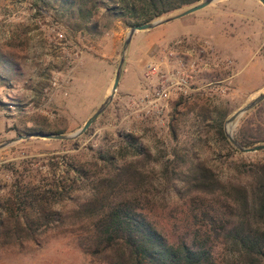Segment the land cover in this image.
I'll list each match as a JSON object with an SVG mask.
<instances>
[{
    "label": "rangeland",
    "instance_id": "1",
    "mask_svg": "<svg viewBox=\"0 0 264 264\" xmlns=\"http://www.w3.org/2000/svg\"><path fill=\"white\" fill-rule=\"evenodd\" d=\"M91 23L93 32L74 31L73 19L55 0H0V144L25 135H71L101 105L129 28L102 17L101 10ZM174 73L184 78L185 88L153 101L158 75ZM263 91L264 8L257 0H214L134 33L110 103L83 134L66 140L30 137L0 149V212L8 213V228L21 213L16 197H25V189L61 212L30 240L1 230L0 264H103L80 250L78 220L70 217L94 181L111 170L98 155L136 158L123 136L147 157L139 159L152 219L172 239L185 208L168 195L164 172L179 157L200 160L222 182L246 181L247 169L264 167V151L234 149L223 133L226 120L221 122L224 113L229 117ZM257 116L264 118V112L249 118ZM57 182L63 187L59 194L52 189Z\"/></svg>",
    "mask_w": 264,
    "mask_h": 264
},
{
    "label": "trees",
    "instance_id": "2",
    "mask_svg": "<svg viewBox=\"0 0 264 264\" xmlns=\"http://www.w3.org/2000/svg\"><path fill=\"white\" fill-rule=\"evenodd\" d=\"M59 10L73 19L74 31L93 32V17L101 10L104 18L117 19L124 27L148 23L187 9L200 0H55ZM264 100L241 116L233 132L242 147L264 143ZM228 113L221 117L223 122ZM217 133L224 140L221 128ZM126 146L135 152L132 161L98 155L111 170L92 184L90 193L72 210L78 246L103 264H264V167L249 168L246 181L222 182L200 160L176 158L164 172L168 195L185 208V216L168 237L152 219V197L141 172L147 158L129 136ZM228 146V144H227ZM230 148V146H228ZM79 176L81 169H72ZM57 194L60 183L52 185ZM50 189V191L52 190ZM55 192V193H56ZM16 197L21 213L5 224L0 212V231L9 229L17 239L30 240L35 229L61 217L52 204L35 191L25 189ZM10 201V200H9ZM10 205V203H8ZM72 226V225H71ZM23 235V237H21ZM219 251L216 253V249ZM223 249L228 254L222 253Z\"/></svg>",
    "mask_w": 264,
    "mask_h": 264
},
{
    "label": "water",
    "instance_id": "3",
    "mask_svg": "<svg viewBox=\"0 0 264 264\" xmlns=\"http://www.w3.org/2000/svg\"><path fill=\"white\" fill-rule=\"evenodd\" d=\"M214 0H200L197 4L185 9L181 13L174 15L172 17H168L166 19H156L154 21L148 22V23H142V24H137L133 25L132 27L129 28L125 39L122 42L120 53H119V60L118 64L115 70L114 78H113V83L110 88L109 94L106 96L104 101L101 103V105L96 109V111L84 122L82 127L72 133L71 135H53V134H47V135H41V134H33V135H25V136H18L14 139H10L8 141H5L0 144V149L4 148L8 145H11L12 143L19 141V140H25L30 137H36V138H43V139H53V140H66V139H73L81 134H83L88 127L95 121V119L104 111V109L108 106L110 103L112 96L114 95V92L116 90V87L118 85L119 77L121 74V67L124 61V55L126 52V49L130 43V40L134 33L140 32V31H146V30H151L154 29L155 27L161 25L164 22H167L169 20L183 17L185 15H188L190 13H193L195 11L201 10L208 6L210 3H212ZM261 6L264 8V0H257ZM264 100V91L260 94H258L254 99L246 103L243 107L239 108L235 112H233L224 122V127H223V133L228 141V143L237 151L241 153H251V152H259V151H264V143L263 144H256L248 148H244L240 146L233 138L232 136V129L234 128L236 121L246 112L254 108L256 105H258L261 101Z\"/></svg>",
    "mask_w": 264,
    "mask_h": 264
},
{
    "label": "built area",
    "instance_id": "4",
    "mask_svg": "<svg viewBox=\"0 0 264 264\" xmlns=\"http://www.w3.org/2000/svg\"><path fill=\"white\" fill-rule=\"evenodd\" d=\"M155 69H152V72ZM157 74V72H156ZM182 88H185V80L177 73L170 75H158V83L151 92L153 101H165L170 94L178 93Z\"/></svg>",
    "mask_w": 264,
    "mask_h": 264
},
{
    "label": "crops",
    "instance_id": "5",
    "mask_svg": "<svg viewBox=\"0 0 264 264\" xmlns=\"http://www.w3.org/2000/svg\"><path fill=\"white\" fill-rule=\"evenodd\" d=\"M194 31H191V32H189V33H193ZM186 34H188V33H186ZM181 35H184V34H179V35H177L176 37H178V36H181Z\"/></svg>",
    "mask_w": 264,
    "mask_h": 264
}]
</instances>
